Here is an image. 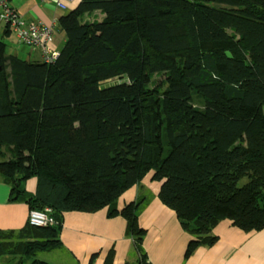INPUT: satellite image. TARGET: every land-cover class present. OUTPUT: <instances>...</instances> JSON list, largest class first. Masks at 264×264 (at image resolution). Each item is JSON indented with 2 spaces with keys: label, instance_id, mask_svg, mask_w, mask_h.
Masks as SVG:
<instances>
[{
  "label": "trees",
  "instance_id": "1",
  "mask_svg": "<svg viewBox=\"0 0 264 264\" xmlns=\"http://www.w3.org/2000/svg\"><path fill=\"white\" fill-rule=\"evenodd\" d=\"M206 1L79 0L52 64L0 39V173L11 200L36 178L27 203L51 208L45 226L0 229L7 264H50L37 254L62 246L64 213L106 207L126 219L136 264H152L149 194L117 207L151 172L191 236L186 258L218 241L223 219L264 229V0Z\"/></svg>",
  "mask_w": 264,
  "mask_h": 264
},
{
  "label": "crops",
  "instance_id": "2",
  "mask_svg": "<svg viewBox=\"0 0 264 264\" xmlns=\"http://www.w3.org/2000/svg\"><path fill=\"white\" fill-rule=\"evenodd\" d=\"M20 15L27 21L39 20L55 26L53 47L60 50L65 43L66 33L59 20L68 11L54 3L39 0H12ZM79 0L70 2V9ZM69 9V10H70ZM15 38L0 21V39ZM8 49V46H7ZM24 60H42L40 50L35 47ZM18 56V54H16ZM161 182L152 180V172L126 190L118 199L117 207L135 201L140 193L149 194V203L141 210L139 223L146 230L144 249L152 264H264V229L246 232L223 219L214 227L218 241L212 246H200L186 258L185 252L191 239L181 226L176 212L159 198ZM25 194L11 200L12 181L0 173V229L19 230L28 221L30 207L27 199L36 192V178L24 181ZM126 219L121 215L109 216L108 208L96 211L73 209L66 211L61 231L62 246L44 251L49 254L50 264H89L94 256L96 264H104L111 251L113 264H136L134 244L126 234Z\"/></svg>",
  "mask_w": 264,
  "mask_h": 264
},
{
  "label": "built area",
  "instance_id": "3",
  "mask_svg": "<svg viewBox=\"0 0 264 264\" xmlns=\"http://www.w3.org/2000/svg\"><path fill=\"white\" fill-rule=\"evenodd\" d=\"M54 3L63 11H69L70 2L73 0H39ZM192 2H205L206 0H190ZM0 21L22 44L35 47L40 50L42 61L52 64L59 55V50L55 49L52 44L55 26L45 24L39 20L27 21L19 13L18 6L12 0H0ZM51 208L46 207L44 210L30 209L28 221L34 226H45L51 221L49 213ZM132 239V238H131ZM133 241V240H132ZM134 256L138 253L133 249Z\"/></svg>",
  "mask_w": 264,
  "mask_h": 264
},
{
  "label": "rangeland",
  "instance_id": "4",
  "mask_svg": "<svg viewBox=\"0 0 264 264\" xmlns=\"http://www.w3.org/2000/svg\"><path fill=\"white\" fill-rule=\"evenodd\" d=\"M213 5H217V4L213 3ZM3 41H5L7 46H8L7 54H10V55L18 54V57H20L22 59H25L28 49L30 51L33 50V49H30L31 48L30 46L20 43L16 38L13 39L12 37H9V38L6 37V38L3 39ZM114 80L115 79H113L112 81H114ZM112 81H109V82H112ZM184 96L186 97V101L187 102L194 103L197 106L203 105V101L199 97L191 95L189 93V91H185L184 92ZM37 257L39 259H43V260L48 259L50 261H54L52 258H50L49 254L44 255L43 252H39L37 254ZM0 264H7V258H5V257L0 258Z\"/></svg>",
  "mask_w": 264,
  "mask_h": 264
}]
</instances>
